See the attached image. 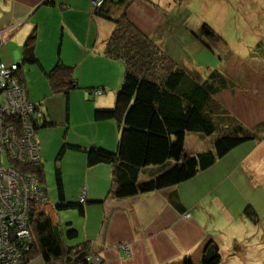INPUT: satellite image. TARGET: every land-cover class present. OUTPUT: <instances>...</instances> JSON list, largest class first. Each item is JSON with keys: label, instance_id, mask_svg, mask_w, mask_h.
<instances>
[{"label": "crops", "instance_id": "1", "mask_svg": "<svg viewBox=\"0 0 264 264\" xmlns=\"http://www.w3.org/2000/svg\"><path fill=\"white\" fill-rule=\"evenodd\" d=\"M91 1L54 0L55 3L49 4L42 3L43 0H0V33L9 31L17 22L26 20L28 23L25 32L29 27L35 34L33 50L37 62L28 63L22 60L23 45L20 44V39L14 44L13 53L4 51L3 56L0 54L7 62L21 60L19 64L21 82L29 100L41 99V95L31 89L30 86L35 79L30 78L27 73L37 72L40 76L45 75L46 83L49 85L45 72L51 69L59 58L63 63L73 67V76L78 88L100 87L106 94L111 95L100 100L95 108L113 105L115 93L123 82L124 64L104 54L105 42L114 24L95 15L91 9ZM149 1L151 2L123 0L122 6L125 11L130 9L133 12L134 5L142 2L150 6L160 5L155 0ZM154 12L155 10H150V14ZM119 13L120 10H117L115 16ZM126 15L141 32L153 37L151 29L149 32L142 31L132 15L127 11ZM14 32L15 30L7 37L2 33L0 47L11 41ZM235 80L244 85L219 92L215 96L216 100L220 99L222 94H232L237 89L243 90L248 84L242 77ZM239 106L237 100L234 103L230 102L226 108L229 109L230 115H235L237 119L239 118L238 121L247 127L255 128L259 124H264V118L254 121L247 109L243 107V110ZM76 112L77 118L73 116L71 119L69 112L65 123L71 126L75 121L81 122L84 127L90 126L91 130L94 129L96 134L101 132L102 138L96 139L89 134L86 135L89 137L87 139L81 135L79 139H82L83 144L76 140L77 136L75 142L86 147L100 145L115 149L119 136V127L115 121L95 120L92 103L85 108V115L81 110ZM46 129L48 128L42 130ZM258 133L262 135L264 131L260 130ZM194 138L200 141L205 139L199 134L194 136L185 134L187 150ZM39 141L42 161L44 155L48 154V146L41 138ZM75 157L76 160L69 164L71 167L67 168L66 179L65 174L63 175V163L61 173L65 195L68 191L66 189L68 181L72 184L73 199L77 198V192L82 185L86 187L88 203L84 207V214H77L76 229L83 238L79 243L86 241L89 243L91 250L87 259L90 262L94 259L95 262L91 263L197 264L210 245L216 243L215 233L218 232L221 221L237 225L247 217L241 210L235 214L230 211V204H236L235 198L238 197L233 195L231 199L226 200V195L239 183L255 184L254 177L263 179L264 138L256 139V142L249 140L241 143L213 166L176 186L119 199L112 198L109 194L111 164L99 163L89 167L86 165V157L84 158L82 154ZM159 169L153 166L144 168L140 172L139 181L149 180ZM211 193L212 199L208 200ZM224 193L226 194L223 196ZM186 213L189 215L185 216ZM216 222H219V225ZM27 264L47 263L41 256H35Z\"/></svg>", "mask_w": 264, "mask_h": 264}, {"label": "trees", "instance_id": "2", "mask_svg": "<svg viewBox=\"0 0 264 264\" xmlns=\"http://www.w3.org/2000/svg\"><path fill=\"white\" fill-rule=\"evenodd\" d=\"M45 2L55 3L54 0ZM122 3L123 0H104L93 10L95 15L114 24L105 42L104 54L124 64L123 82L115 93L113 105L110 108L97 107L93 112V118L97 121L113 120L117 123L119 136L115 149L100 145L86 147L69 142H63L62 146L63 151H83L89 167L99 163L111 164L109 194L117 199L176 186L213 166L241 143L264 138V133H258L260 130L264 131V124L255 128L247 127L230 115L215 98L219 92L240 85L239 80L228 75L226 70L222 72L212 69L204 78H200L198 73L195 75L186 71L171 56L165 54L152 37L141 32L129 20L124 9L115 16ZM201 32L207 37L215 35L207 24L201 26ZM34 38L32 31L25 39L22 46L23 61H38L33 50ZM260 51L262 54L259 57L264 59V50ZM166 56L174 65L170 63L164 66ZM20 62L21 60L7 62L0 57V63L5 66L16 64L14 77L25 100L35 108L34 115H30L29 120L38 148L39 163L19 168L36 176L46 203L37 133L55 123L50 118L48 120L40 102L26 97L21 82ZM45 74L53 93L67 94L69 90L78 88L73 67L59 58ZM89 90H93L92 94L101 95L104 92L100 87ZM38 112L40 116L36 115ZM21 121L20 117L15 118L16 123L20 124ZM185 134L211 137L210 145L203 150L190 152L185 147ZM7 158L6 152L2 151L1 160L6 162ZM150 166L160 169L149 180L140 182L141 170ZM82 190L86 192V187H82L78 196L82 194ZM45 203L33 206L31 210L27 220L30 233L27 240L31 246L28 251L23 252V257L17 264H27L35 256H41L47 264H93L87 259L91 250L89 243L65 244L64 240H74L79 236L78 230L68 222L63 236L56 219L45 213ZM87 203L86 194L83 201L79 197L77 200L67 199L61 169H57L56 200L52 210L74 209L79 215H83ZM243 213L250 219L255 217L250 205H247ZM221 259L218 245L213 242L197 264H221Z\"/></svg>", "mask_w": 264, "mask_h": 264}, {"label": "rangeland", "instance_id": "3", "mask_svg": "<svg viewBox=\"0 0 264 264\" xmlns=\"http://www.w3.org/2000/svg\"><path fill=\"white\" fill-rule=\"evenodd\" d=\"M143 2L134 5L133 12L130 9L126 11L132 15L142 31L149 32L148 30L151 29L154 33L152 38L161 47L160 49L165 51V54L171 56L186 71L195 75L198 73L200 78H204L212 69L222 72L226 70L227 74L233 78L242 77L248 82L243 90L237 89L232 94H222L217 101L229 114V109L226 107L230 102L234 103L238 100L241 106L239 107L243 110L247 109L254 121L264 118V59L259 57L262 54L260 50H264V0H155L160 4L159 6H150ZM123 9L125 10L124 6H121L120 12ZM151 9L155 12L150 14ZM27 23L28 21L21 20L9 31L2 32L3 36L7 37L15 30L11 41L0 47L2 56L4 51L13 53L14 44H17L19 39L20 44H24L25 39L32 32L29 27L25 32ZM203 24H207L213 30L215 34L213 37L202 34ZM2 33H0V39ZM165 59H162L164 66L170 63L174 65L167 56ZM27 75L35 79L30 86L33 92L41 95V99H31V101L40 102L48 120L50 118V121L55 123L47 127L48 129L42 130V133L40 130L37 133V139L41 144L39 141L41 138L48 146V154H45L41 161L45 179L43 186L47 195L44 211L47 215L56 218L63 235L68 228V222H71L72 227H77L78 212L74 209L52 210L56 200V171L64 170L63 175L65 174L64 179H66L67 168L71 167L70 162L76 160L75 156L82 154L84 158L86 157L83 151L70 149L63 151V142L77 143L74 141L77 136L76 140L82 143V139H79L81 135L89 139L86 136L89 134L96 139L102 138V133L96 134L90 126L84 127L85 125L78 121L68 126L65 120L69 112L71 119L73 116L77 118V110L83 111L85 115V108L90 103L94 112L97 109L95 105L111 95L107 93L108 96H106L105 91L102 93L104 97L100 94H92L93 90L83 86L71 90L69 95L53 93L46 83L45 75L40 76L37 72H29ZM6 79L11 80V76ZM243 85L242 83L239 87ZM233 117L237 119L235 115ZM192 135L195 134H190ZM210 138L206 137L201 141L194 138L193 143L188 146V151L196 152L207 148L210 145ZM61 163H63V170ZM262 178L259 180L254 177L255 184L239 183L226 195V200L231 199L233 195L238 197L235 198L236 204H230V211L233 214L239 210L244 212L247 205H250L255 212V217L254 219L246 217L244 222L241 221L237 225L233 222H220V228L215 233V241L222 257L221 264H264V172ZM71 186V182L68 181L67 199L77 200L71 196L73 193ZM82 187L85 186L82 185L79 188L77 197ZM212 195L211 193L208 200L212 199ZM224 209L227 208L224 207ZM216 223L219 225V222ZM82 240L79 232L77 238L64 240V243L73 245ZM91 262L95 263L94 259H91Z\"/></svg>", "mask_w": 264, "mask_h": 264}, {"label": "built area", "instance_id": "4", "mask_svg": "<svg viewBox=\"0 0 264 264\" xmlns=\"http://www.w3.org/2000/svg\"><path fill=\"white\" fill-rule=\"evenodd\" d=\"M103 1L92 0L91 9L95 10ZM15 70L16 64L0 63V264H17L23 252L28 251L31 245L27 240V220L33 206L45 203L36 176L19 168L39 163V154L29 120L35 108L25 100L14 77ZM8 76L11 80L6 79ZM17 117L22 119L20 124L15 122ZM2 151L8 157L6 162L1 160ZM85 194L82 190L80 201Z\"/></svg>", "mask_w": 264, "mask_h": 264}, {"label": "water", "instance_id": "5", "mask_svg": "<svg viewBox=\"0 0 264 264\" xmlns=\"http://www.w3.org/2000/svg\"><path fill=\"white\" fill-rule=\"evenodd\" d=\"M46 0H43V2L42 3H44Z\"/></svg>", "mask_w": 264, "mask_h": 264}]
</instances>
